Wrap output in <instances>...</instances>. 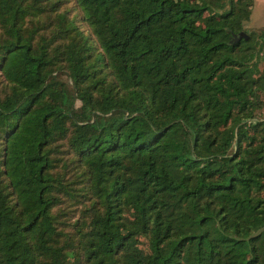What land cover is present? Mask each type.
Instances as JSON below:
<instances>
[{"label": "trees", "instance_id": "obj_1", "mask_svg": "<svg viewBox=\"0 0 264 264\" xmlns=\"http://www.w3.org/2000/svg\"><path fill=\"white\" fill-rule=\"evenodd\" d=\"M253 5L0 0V264H264Z\"/></svg>", "mask_w": 264, "mask_h": 264}, {"label": "rangeland", "instance_id": "obj_2", "mask_svg": "<svg viewBox=\"0 0 264 264\" xmlns=\"http://www.w3.org/2000/svg\"><path fill=\"white\" fill-rule=\"evenodd\" d=\"M264 26V0H260L254 7L253 12L251 13L250 20L245 23V30L248 32L257 31ZM84 27L87 26L84 23ZM61 78L66 80L69 83V80L65 75H62ZM264 113V108L262 109Z\"/></svg>", "mask_w": 264, "mask_h": 264}, {"label": "crops", "instance_id": "obj_3", "mask_svg": "<svg viewBox=\"0 0 264 264\" xmlns=\"http://www.w3.org/2000/svg\"><path fill=\"white\" fill-rule=\"evenodd\" d=\"M260 0H254V5H253V8H252V12H253V9L255 7V5L259 2Z\"/></svg>", "mask_w": 264, "mask_h": 264}]
</instances>
